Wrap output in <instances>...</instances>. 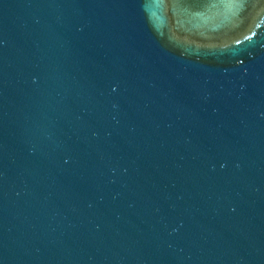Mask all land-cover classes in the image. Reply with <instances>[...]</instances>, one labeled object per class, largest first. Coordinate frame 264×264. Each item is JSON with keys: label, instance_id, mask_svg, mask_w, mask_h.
I'll return each mask as SVG.
<instances>
[{"label": "water", "instance_id": "water-1", "mask_svg": "<svg viewBox=\"0 0 264 264\" xmlns=\"http://www.w3.org/2000/svg\"><path fill=\"white\" fill-rule=\"evenodd\" d=\"M0 264H264V0H0Z\"/></svg>", "mask_w": 264, "mask_h": 264}]
</instances>
